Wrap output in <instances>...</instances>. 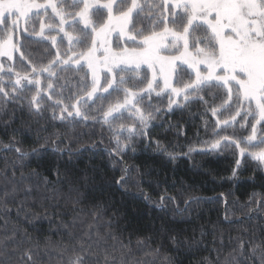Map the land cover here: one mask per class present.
<instances>
[{
    "label": "trees",
    "instance_id": "16d2710c",
    "mask_svg": "<svg viewBox=\"0 0 264 264\" xmlns=\"http://www.w3.org/2000/svg\"><path fill=\"white\" fill-rule=\"evenodd\" d=\"M149 2L155 3L158 0ZM58 5L68 11L74 10L68 7V0H58ZM39 13L38 18L33 14L28 24H22L27 28V32L17 31L14 39L19 51L14 53L11 62L4 61V67L6 69L11 66L22 75H31L34 79L41 80L38 86L22 85L18 96L30 98L39 87L44 89L51 99L41 101L45 106L43 118L30 116L25 110L18 113L20 118L11 124L7 132L0 129V171L6 167H14L19 179L21 171L27 174L31 169H37L55 182L54 169L58 166L61 173L68 171V176L73 181L72 187L79 189V192L70 191L68 179L63 175L59 183L46 186L40 180L35 181L40 187H33L25 207L37 213H43L44 210L51 213V230L46 220L35 221L33 227V218L28 217L29 222H25L23 218L17 219L14 209L18 205L16 202H10L8 207L13 211L9 215L0 214V264H5L4 257H9L7 264H21L19 257L23 250L33 248L37 243L39 256L43 258L41 264H66L68 254L65 253L63 259L60 254L71 241L58 221L68 222L77 214L80 217L77 225H69L73 233H82L88 224L96 225L101 236L111 231L118 240L108 239V245L115 246L109 247L108 251H114L117 259L126 258L128 264H136L140 259L149 260L150 257L145 255L150 252L148 245L156 247L160 241L164 245L162 251L176 258L174 264H201L205 257L213 264H225V261L227 264H245L239 259V251L233 250L238 248L239 240L252 241L253 244L264 241V212L256 211L260 196L253 197V193H264V167H258L257 162L247 156L239 157L236 154L238 150L231 148L220 152L198 151L207 148L205 142L218 138L212 136L217 117L212 116L210 112L206 115L202 113L210 106H218L220 100L213 101L207 92H201L198 95L203 96L206 104L189 105L190 111L175 108L168 111L166 96L156 98L153 94L154 109H147L143 103L140 105L154 118L147 129V139L158 142L160 148L166 149V152L158 151L156 143L148 147L142 138L128 140L121 135L119 138L122 143L134 147V152L121 153L122 159L130 169L128 173H124L121 171L123 165L118 160L114 161L104 151L105 148L115 147L114 139L110 142L114 133L103 123L92 122L93 117L101 114V105L114 103V98L108 101L97 100L96 103L81 102L86 98L83 81L90 83L91 80L87 65L80 64L83 65L80 67L75 64L69 66L52 62L57 58V50L63 60H69L73 53L86 51V46L76 43L75 40L70 45L67 37H64L62 42L63 34L50 31L48 27L44 28L43 37L38 35L40 23L55 26L58 22V18H53L51 10H48L47 14L44 11ZM37 19L40 23H37ZM92 19L95 21L98 17L93 15ZM143 26L141 23L137 28ZM82 27V23L74 27L66 24L64 29L77 37L82 35ZM174 27L178 28V25ZM130 31L132 35L136 34L131 30V26ZM194 34L203 36L204 33L203 30H198ZM50 37H55V44ZM140 39L136 36L137 42L133 43L122 38L117 40L115 36L113 45L117 50L121 47L138 48ZM200 46L204 47L203 44ZM69 47L71 51L68 50ZM20 52L27 58L23 62L18 58ZM75 58L77 57H73ZM50 64V71L54 73L51 78L47 72L38 76L32 74L33 66L40 68ZM145 69L147 67L139 69V79H143ZM121 74L125 77L135 75L129 71ZM0 76L5 81L2 86L11 91L7 81L14 80L15 76L9 77L4 73H0ZM148 77L151 78L149 69ZM190 78L187 75L182 76L185 82ZM139 79L130 81L129 86L139 84ZM48 83L53 85V89H47ZM139 86L145 87L144 84ZM175 86H181L176 83V79ZM215 91L214 89L213 93ZM55 101H60L61 104L57 106ZM19 102L26 105L27 99H21ZM65 105L79 107L81 112L89 117L88 122H75L69 118L62 123L58 119H51L52 114L59 115ZM6 107L11 109L14 105L8 104ZM68 110L73 109L69 107ZM231 114L233 113L224 112L223 115L218 113V116L225 119ZM76 119L79 121V118ZM239 119L240 117L237 120ZM205 121L208 125L207 132L201 127ZM2 123L3 120H0V124ZM135 123L127 115L113 122L115 126H130ZM12 129L21 131L13 132ZM233 131L234 129L228 128L221 131V135L231 136ZM177 132L181 134L176 135ZM13 136L21 142L18 147L22 150L45 145L49 149L59 146L61 149L70 147L80 151L72 157L71 164L66 163L69 160L68 155H57L49 150L43 160L38 161L30 156L25 162L26 166L15 165L13 161L16 160L17 154L4 151ZM37 137H40L38 143ZM45 137L48 138L47 144ZM93 145L95 147H92ZM4 157H7V160ZM8 175L11 176V172ZM122 175L129 177L124 185L126 190H122L115 183ZM3 180L0 176V184ZM27 183L34 181L29 180ZM162 194L174 197L173 201H164L166 208L163 209L154 203L160 200ZM18 199H23V195ZM77 199L80 201L78 204L74 203ZM177 206L179 212L176 210ZM81 209L83 211H80ZM94 212L99 214V219L93 218ZM4 220L9 221L6 226L3 224ZM107 221H111L110 226ZM169 234L187 243L172 245L168 240ZM95 238L93 236V239ZM118 241L129 247L121 248ZM175 247L180 250L174 251ZM213 248L216 251H212ZM217 255L219 261L216 259ZM33 259H36L35 255Z\"/></svg>",
    "mask_w": 264,
    "mask_h": 264
},
{
    "label": "snow or ice",
    "instance_id": "6c2138e0",
    "mask_svg": "<svg viewBox=\"0 0 264 264\" xmlns=\"http://www.w3.org/2000/svg\"><path fill=\"white\" fill-rule=\"evenodd\" d=\"M68 7L74 9L68 11L55 0H48L47 3L39 4L29 2V0H0V54H3L11 62L13 54L19 51L17 43H14V37L17 31L27 32L26 25L29 23V13L33 9H43L45 14L51 10L53 18H58L57 24L45 25L40 23V32L38 35L43 37L44 28L48 27L50 31L54 30L62 33V42L67 37L70 45L73 40L78 44H84L86 51L78 54L73 53L69 60H63L57 50V58L52 63L80 65L82 59L87 69L91 72L90 83L85 80V99L81 102L87 103L97 100L108 101L114 98V103L102 104L100 115L92 118L94 124L103 123L114 133L110 142L114 139V148H105L113 160H118L123 168L122 172L128 173L130 169L122 159L121 153L128 151L134 152L131 144H124L120 136L124 135L128 140L142 138L146 145L151 147L152 143L157 144V150L166 152V149L160 148L159 143L147 139V129L154 118L150 112L146 113L140 105L143 103L147 109H154L152 103L153 94L156 98H167V110L175 109L189 110V105L200 103L206 104L203 96L198 95L201 92H207L210 98L220 100L218 106H210L205 109L202 115L208 112L216 116L215 127L212 129V136L218 137L205 142L207 148L204 153L220 152L226 149H233L239 157L254 159L258 167H264V0H158L151 3L149 0H106L101 3L100 0H68ZM39 12L35 13L38 18ZM93 15L97 20H93ZM106 17V19H105ZM71 18V20H69ZM83 24L81 36L73 37L71 33L65 31L64 26L74 27L77 24ZM143 23L142 28H137L138 24ZM170 24L172 26H170ZM174 27V26H177ZM135 31V35L131 34ZM156 29H160L157 31ZM118 30V31H117ZM203 30V36H196L194 33ZM35 31V30H33ZM117 31V40L121 37L136 43V36H139V47L129 50L121 47L119 51H114L110 45L112 33ZM147 32V34H145ZM171 38V43L165 41ZM55 44V37H50ZM103 42V52L101 57L97 56L100 51V42ZM203 44L204 47L200 45ZM190 47L192 51H190ZM71 51V47L68 49ZM175 50L178 55L164 56L162 51ZM67 54V53H66ZM73 57H77L73 59ZM22 62L27 58L22 52L18 57ZM71 62V63H70ZM179 62V64L177 63ZM30 63V61H29ZM133 65L131 69L121 67V65ZM146 64L145 75L139 79V69L141 65ZM186 66V67H185ZM203 66V71L201 70ZM83 67V65H80ZM51 64L48 67H32V74L38 76L47 72L51 78L54 73L50 71ZM148 69L151 70V78L148 77ZM118 70V71H114ZM191 70V71H189ZM104 72V84L101 85V72ZM129 71L135 75L125 77L121 73ZM157 72L163 74L162 84L157 78ZM0 73L9 77L15 76V79L7 81L11 91L6 90L2 85L5 83L0 76V129L7 132L11 124L18 118L19 112L27 111L30 116H44V105L41 101L51 99L46 95L44 89L36 88V92L30 98L18 96V90L22 88V81L28 84L39 85L38 79L29 80L27 75L16 72L13 67L7 70L0 65ZM183 75L191 77L186 82L182 79ZM173 76L176 83L181 86H175L172 83ZM139 79V84L129 82ZM47 89H53L51 83L47 84ZM157 89H159L157 91ZM216 90L213 93V90ZM119 94V95H117ZM95 97V100H93ZM21 99H27V103L21 104ZM57 106L60 101L54 102ZM14 105L9 109L6 105ZM71 107L73 110L69 111ZM159 111L158 109H155ZM224 112H230L228 118L220 119L218 116ZM243 113V115H242ZM136 123L134 125L115 126L114 121L123 116ZM240 117L239 120L236 118ZM248 117H252L251 120ZM71 118L75 122H88L89 117L81 112L76 105H65L59 115L53 113L51 119L60 120L62 123ZM76 118H79L77 121ZM38 122V121H37ZM205 132L208 131V125L205 121L202 126ZM228 128L234 129L231 136L221 135V131ZM170 130V129H169ZM13 132H20V129H12ZM181 133L177 132L176 135ZM40 137H37V143ZM45 144H47V139ZM64 141H61L63 143ZM21 142L10 137L4 151L15 152V165L26 166L28 157H34L38 161L43 160L45 154L51 150L57 155H68L69 160L66 163H73L72 157L79 153V149L72 148L61 149L59 146H53L50 149L45 145L33 147L31 150H22L18 145ZM92 147H95L93 145ZM86 150V149H85ZM191 151V149H189ZM170 155V154H169ZM174 158V157H173ZM7 160V157H4ZM239 166V160L236 161ZM11 172V176L8 173ZM56 175L55 182L48 176L43 175L37 169H31L25 174L21 171L19 179L16 177L14 167H6L0 171V176L4 178L0 184V214L9 215L13 209L8 207L10 202H16L18 207L14 209L17 219L23 218L29 222L28 217L32 219V226L35 227V221H47L49 230L53 220L51 213L44 210L43 213H37L25 207L29 197L32 194L33 187L39 188L36 180L43 182V185L50 183H59L61 175L69 182L70 191H77L72 187L73 181L68 176V171L61 173L59 167L54 169ZM128 176L122 175L115 180V183L122 189L127 183ZM33 180L34 183H27ZM23 195V199H18ZM260 196L257 205V212H264V193H253V197ZM150 198V197H148ZM195 199V198H193ZM173 201L171 195H161L160 200L154 202L160 208H166L164 201ZM74 203H80L79 199ZM187 202L185 210H187ZM180 211L177 206L176 209ZM80 211H83L81 209ZM23 214V216H22ZM94 219H99V214L93 213ZM80 217L77 214L68 222L58 221L61 229L65 232L71 243L65 247L60 255L62 259L67 253L66 264H128L126 258L117 259L115 252H109L108 248H114V245H108V239L118 240V238L108 231L105 236H101L98 227L88 224L85 231L75 234L69 225L75 227ZM8 220H4L6 226ZM109 226L111 221L106 222ZM93 236L96 238L93 239ZM47 239V238H46ZM168 240L172 245L186 244L187 241H180L175 235H168ZM121 248L129 246L122 241H118ZM140 243V241H138ZM202 243V241H201ZM150 252L145 253L149 260L140 259L136 264H174V257L164 253L163 242H158L156 247H151ZM39 243L33 248H26L20 254L21 264H41L43 258L39 256ZM174 251H179L175 247ZM239 251V259L245 264H264V241L260 244H253L252 241L239 240L238 248L233 251ZM129 249V253H130ZM212 251H216L215 248ZM15 253V250H13ZM102 253V254H101ZM33 255L36 259H33ZM111 257V258H109ZM9 257H4L7 264ZM219 261V255H217ZM235 259V258H234ZM201 264H213L207 257L203 258ZM227 264V261H225Z\"/></svg>",
    "mask_w": 264,
    "mask_h": 264
},
{
    "label": "rangeland",
    "instance_id": "374dc122",
    "mask_svg": "<svg viewBox=\"0 0 264 264\" xmlns=\"http://www.w3.org/2000/svg\"><path fill=\"white\" fill-rule=\"evenodd\" d=\"M29 2H35V3H39V4H44V3H47L48 2V0H29ZM55 2L58 4V0H55ZM100 2L101 3H104V2H106V1H104V0H100ZM50 10V9H49ZM41 11H44L43 9H33L32 10V12H30L29 13V16H31V15H33V14H35L36 12H41ZM118 31V30H117ZM117 31H114L113 33H112V36L109 38L110 39V47L114 50V51H119V50H117V49H115L114 48V45H113V43H114V37L115 36H117ZM73 36V35H72ZM74 37V36H73ZM122 39H124L123 37H121ZM124 40H126V39H124ZM14 43H15V39H14ZM165 43L166 44H170L171 43V38L169 37L166 41H165ZM100 51L99 52H97V56L98 57H101V54H102V52H103V42L101 41L100 42ZM128 48V47H127ZM129 50H131V49H134V48H128ZM190 51H191V49H190ZM179 53L178 52H176L175 50H169V51H162L161 52V55H164V56H172V55H178ZM13 56H14V54H13ZM6 60H8V58L6 57V56H4L3 54H0V64L3 66V68L5 69V62L4 61H6ZM178 64H179V62H177ZM80 64H86L82 59L80 60ZM121 67H125V68H132L133 67V65H121ZM143 67H147V65L146 64H143V65H141V67L140 68H143ZM186 67V66H185ZM8 68H6L5 70H7ZM150 70V69H149ZM201 70L203 71V66H201ZM90 71V70H89ZM151 71V70H150ZM90 74H91V72H90ZM104 72L102 71L101 72V80H100V83H101V85L103 84V82H104ZM28 78H29V80H32V79H34L31 75H29L28 76ZM157 78H158V80H160L161 81V84H162V80H163V74L162 73H160V72H157ZM175 76H173V79H172V83H173V85H175ZM39 81H41L40 79H39ZM25 84H28L26 81H22V85H25ZM159 89H157V91H158ZM94 98V97H93ZM243 114V113H242ZM236 119H238V117L236 118ZM248 119H249V117H248ZM251 119H252V117H251Z\"/></svg>",
    "mask_w": 264,
    "mask_h": 264
}]
</instances>
